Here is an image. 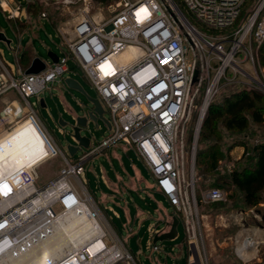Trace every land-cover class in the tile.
I'll return each mask as SVG.
<instances>
[{
  "label": "built area",
  "instance_id": "1",
  "mask_svg": "<svg viewBox=\"0 0 264 264\" xmlns=\"http://www.w3.org/2000/svg\"><path fill=\"white\" fill-rule=\"evenodd\" d=\"M177 1L179 7L172 0H114L112 16L101 22L86 14L74 26L72 40L59 33L61 55L38 75L17 77L0 55V98L14 93L22 106L10 102L2 112L3 124L9 128L11 123L18 124L15 118L27 119L37 128L48 151L40 163L52 158L63 163L58 175L40 188L32 177L40 163L30 169L28 180L23 172L0 177V264H12L9 256L16 255L25 241L33 238L32 242H37L59 219L78 216L82 210L102 230L104 249L89 257L87 246L78 252L72 246L56 256L54 264H83L112 249L119 255L112 264L121 260L135 264L80 180L88 161L119 143L134 151L154 189L181 222L184 239L180 248H186V264H208L192 219L197 202L195 146L207 108L221 88L240 85L264 93V68L257 64L258 49L264 43V0ZM4 4L2 11L7 18L17 19L20 6ZM141 11L144 16L140 19ZM69 64L81 72L108 114V136L72 162L46 133L30 103L49 86L61 84L70 73ZM103 66H107L106 73ZM194 71L197 76L193 82ZM193 120L188 147V128ZM25 185L33 190L25 192ZM211 192L216 194L208 197ZM222 200L223 194L216 189L199 198L200 203ZM163 233L156 223L149 225L146 252L164 251L162 242H154ZM174 252L171 247L169 254Z\"/></svg>",
  "mask_w": 264,
  "mask_h": 264
},
{
  "label": "rangeland",
  "instance_id": "2",
  "mask_svg": "<svg viewBox=\"0 0 264 264\" xmlns=\"http://www.w3.org/2000/svg\"><path fill=\"white\" fill-rule=\"evenodd\" d=\"M5 2L6 0H0V31L5 35L6 39L11 42V46H16L18 44L17 35L13 31L10 22L6 21L2 16H6V11H2V7ZM34 2L37 7H28L26 8V12L32 14L33 20L34 17L44 14L56 30L55 31L46 22L44 24L39 21L37 24L32 23L34 29V31L31 32L34 33V35L31 36L32 50L41 60L46 58L48 51H51L55 55H59L58 47L61 44V38L58 36L57 32L62 35L63 39L70 41L74 37V26L86 14L97 22L107 20L113 14V2L107 5L99 2V0H69L70 3L68 4L63 3L62 0H34ZM19 10H21V8ZM21 41L23 42V45H25V43L29 41V38L23 36ZM0 52H2L3 58L7 63L14 66L16 65L14 55L2 43H0ZM257 62L259 67L264 68L260 65L258 53ZM70 68L71 73L69 75V79L75 83L80 90L70 88L66 83V79L68 78L64 76L63 85L53 84L49 86L50 90H45L43 93L38 95L39 100H44L46 106L44 109H41L40 112L36 107L35 100L33 98L30 100L35 112H37L36 114L46 120V126L49 130L56 128L51 118L55 119L56 123H58L59 115L63 113L64 108L67 107L70 110L71 114L62 115L66 126L61 128L66 135L63 136L61 134H57L56 131L52 135L56 144L69 161L76 159L81 155V152L78 150L79 145L73 142L69 137V134L75 125V120L72 118L73 116L76 118L87 117V124L80 132L81 138H85L90 142L94 141L97 144L108 136V128L106 125L108 121V114L106 113L104 105L98 100L96 93L90 84L85 80L81 72H79V70L74 68L72 65H70ZM244 70H246L247 73L252 74L249 67ZM228 74L231 76V71H229ZM237 77L239 80H243L240 76ZM240 89H242L240 85L225 86L219 90L218 94L212 100V103H219L224 96ZM251 90L264 95V93L256 89ZM89 100H97L99 102L102 110L101 118L94 116L96 118L94 121L88 118L90 110H93ZM199 102H201V95L197 104H199ZM7 131L10 133L12 131L11 127L7 128L6 125L3 126L0 124V138L6 134ZM222 134L223 140L220 144V149L223 152L225 147L233 142H244L248 147H250L254 144L264 142V125H255L250 123L247 131L239 135H227L225 132ZM40 139L43 140L42 137H40ZM187 145L188 147L190 146L188 134ZM196 150L197 142L195 146V154ZM117 153L120 155V159L114 158L113 151L110 150L109 153L105 151L103 154L94 157L93 160L88 161L84 166L85 174L80 176V180L91 194L95 193L94 198L96 204L98 205V201L100 199L99 192L102 188L96 184V174H100L103 171L106 178L112 182H117L118 178L121 179L123 181L122 186L127 189L126 193L119 195L114 191L110 192L109 195H111V198L108 200L107 205L113 207L123 218L122 209L125 207V201H128L129 205L127 208L130 215L134 214L136 208H142L144 204L138 198L137 192L133 190L134 188L132 189L129 185L135 184L136 188L144 189L145 185L151 184L152 180L148 171L144 168L142 163L138 162L137 157L133 153H130L127 157L122 155L119 151H117ZM40 154L43 156L42 159L47 155L43 152ZM235 158V156H230L228 158L224 156L219 163L218 174H227L233 170V161H235ZM61 162L60 158H52L36 167L32 173L34 185L37 188H40L46 183V181L48 182L49 180L55 178L63 168ZM194 172V189L202 190L199 194V196H201V194L205 192L204 189L206 190V188L211 186L214 177L206 176L201 179L197 176L196 170ZM138 180H141L139 185L136 183ZM219 191L223 194L222 201L217 203H200L199 206L196 202V215L194 213L192 214L193 225L195 229L199 231L198 240L199 244L202 243L203 245V249L207 256V263L264 264V243L260 245L261 238H264V234L260 233V235H257L256 231V229L264 226L261 221V218L264 217V206L261 205L264 204H260L254 209H246L242 205L241 197L235 189L230 188L229 191ZM150 202L153 206L161 208L162 211H171L168 203L158 195L152 194ZM148 223L149 221H146L144 226ZM111 224L116 228L122 242L133 255L135 264H186V248H180L184 239L183 229L180 224L177 227L178 237L173 241L163 242L164 251L154 254H150L145 251V244L148 238L145 232V227L137 234H135L136 230L134 233L130 234L127 229L122 226L121 220H114ZM250 238L252 241H250ZM245 243L250 244L251 248H248L245 252L247 257L244 255V259L241 260L238 258L237 252L238 249L242 248ZM109 246L110 243L108 244L107 242V247L109 248ZM171 247L175 250L174 254H169ZM116 264L132 263L128 260H121Z\"/></svg>",
  "mask_w": 264,
  "mask_h": 264
},
{
  "label": "trees",
  "instance_id": "3",
  "mask_svg": "<svg viewBox=\"0 0 264 264\" xmlns=\"http://www.w3.org/2000/svg\"><path fill=\"white\" fill-rule=\"evenodd\" d=\"M113 1L99 0L106 5ZM172 1L179 7L177 0ZM28 7L37 6L32 2ZM258 57L260 65L264 67V43L258 49ZM23 62L24 60L20 59V64ZM193 123L194 120L188 128L189 141L192 137ZM250 123L264 125V95L251 89H240L224 96L219 103H211L201 122L194 163L199 178L214 177L211 186L204 191L211 189L229 191L233 188L239 193L242 205L246 209H254L264 204V142L250 147L244 142H233L225 147L224 152L220 149V144L223 132L227 135H239L247 131ZM236 147L244 149L242 156L239 160L233 161V170L219 175L220 161L224 156L230 157L231 151ZM200 191L202 190H195L198 206Z\"/></svg>",
  "mask_w": 264,
  "mask_h": 264
},
{
  "label": "crops",
  "instance_id": "4",
  "mask_svg": "<svg viewBox=\"0 0 264 264\" xmlns=\"http://www.w3.org/2000/svg\"><path fill=\"white\" fill-rule=\"evenodd\" d=\"M10 1H11V3H10ZM32 2H34V0H6L5 3L7 5H13V4H16L17 3L20 6L21 10L19 12V17L17 19H8L6 16L2 15L3 18L6 21L10 22V24L12 25L13 31L17 35L18 44L16 46H11V43H10V46L8 48L12 52V54L14 55L16 65L14 66L12 64H9V63L8 64L13 68V70L15 72V75L17 77L18 76H21V75H24V71L29 67L31 61L34 58H38L37 55H36V53L32 50V42H31L32 40H31V36L34 35V33H31V32L34 31L33 26H32V23L37 24V22L39 21L40 23H43L44 24L46 22V23H48L55 30V28L53 27L52 23H50L47 20L46 17L44 19H42L40 16H38V17H34V20H33L32 19L33 16L30 13L26 12V8ZM3 8L6 9V5L5 4L3 5ZM57 34L60 37V35H59L58 32H57ZM23 36H26V37L29 38V41L26 42L25 45H23V42L21 41V38ZM61 43H62V38H61ZM60 46H61V44L58 47V49H59V55H56L57 58L60 57V55H61ZM47 53H52V52L51 51H48ZM0 55L3 58L2 52H0ZM20 59H23L24 60V62L22 64H20ZM3 60H4V58H3ZM41 61L47 67L51 64V61L47 58V54H46V58L44 60H41ZM70 65L71 64H69V70H71ZM70 73H71V71H70ZM70 73L66 76L68 79H69ZM55 84L56 85H63V81L61 82V84H59V83H55ZM48 90H50V89H48ZM34 100H35V104H36V107L38 108V111L39 112H40L41 109H44L46 107L44 100H42V99L39 100V96H37L36 98H34ZM10 102H16V103L19 104V100H18V97L16 96V94H14V93H7V94H5L4 96H2L0 98V124L3 125V126H5V124H3V122H2V119L4 118V114H2V112H3V110L6 108V106ZM18 107L19 108H22V106L20 104H19ZM69 113L71 114L70 110L67 107H65L63 113L61 115H59V121H58V123H56V120L55 119H52L51 118V120L55 124V127L56 128L55 129H50V130L46 126L47 125L46 120L45 119H42L40 116H38L36 114L37 117H38V119H39V121H40V123L42 124L43 128L45 129L46 133L49 135V137H51L52 141L54 142V144L57 147H58V145L56 144V142H55V140H54V138H53L52 135L55 133V131H56L57 134H61L63 136L66 135L63 132L62 128H61V127H65L66 126V124L63 121L62 115H64V114L68 115ZM72 118H73V120H76L77 119L75 116H73ZM21 119H22V117H21ZM21 119L15 118L14 119V123H16L17 121H19ZM24 121H28V120L27 119H25V120L22 119L16 126H14V124L11 123V125H10L11 126V130H13L14 128H16L19 124L23 123ZM106 125H107V123H106ZM107 128H108V125H107ZM7 133H8V131H7ZM6 134H4V135H6ZM94 144H96V142H94V141L90 142L89 141L88 149L87 150H81L80 151L81 154L84 153L85 151H88ZM110 150L113 151V156L116 159H120V155L117 153V151H119L122 155H124L126 157L130 153H133L136 156V154L134 153L133 150H131L130 148L125 147L121 143L117 144L116 146L107 148L106 150L103 151V153L105 151H107L109 153ZM242 154H243V149L240 148V147H236L235 149H233L231 151L230 156L231 157H234L235 156L236 157L235 158V161H236V160H239L240 159V157L242 156ZM93 159L94 158H92L91 160H93ZM73 160L74 159H72L71 161H69V159H68L69 162H72ZM137 160H138V158H137ZM40 162L34 164V166H36ZM44 162H42V163H44ZM138 162H140V161L138 160ZM34 166H32L31 169ZM62 166H63V163H62ZM27 175H28V173L25 175L24 178L29 179V177ZM151 180H152V178H151ZM122 183H123V181L121 179H119V178H118V181L117 182H112L111 180L107 179L106 176H105V173L103 171L100 174L99 173L96 174V184H97V186H100L102 188L101 191L99 192L100 193V199L98 201L99 203L97 202L98 203V207L100 208V210L102 211V213L104 214V216L106 217V219L108 220V222H109V224H110L113 232L121 239V237L119 236V233L117 232L116 228L111 224V222L114 221V220H121L122 226L124 228H126L127 231H128V233H130V234L134 233L135 230H136L135 231V234H137L144 227H145V232L147 234V228L149 227V225H151L153 223H156L157 225H159V227H161V228L164 229V233L163 234L168 233L169 230H170V226L173 223V218H175V215H174L173 210H172L171 207H170L171 211L170 212H167V211H162L161 208L155 207V206H153L151 204L150 198H152V194L158 195V196L162 197L154 189L153 180L151 181V184H146L144 189H138V188H136L135 184H133V185L130 184L129 185V187H132V189L134 188L133 190H135V192H137L138 198L140 199L141 202L144 203L143 206H142V208H136L135 209L133 215H130V212L128 211V208H127L128 205H129L128 204V201H125V207L122 209L123 210V218H122V216L113 207L107 205L108 200L111 198V195H109L110 192H113L114 191V192H116L119 195H123L124 193H126L127 189L122 186ZM136 183H138V185H139L141 183V180H138ZM99 190H100V188H99ZM90 195L92 196V198L95 201V198H94L95 193H93V194L90 193ZM261 206H264V205H261ZM146 221H149V223L146 226H144V223ZM261 221H262V225H264V217L261 218ZM179 224L181 225V227L183 229V226H182L181 222H179V221H178L177 227L179 226ZM176 230H177V228H176ZM256 231H257V235H260V233L261 234H264V226L260 227L259 229H256ZM177 237H178V234H176V237L174 238V240ZM147 240H148V238H147ZM147 240H146V243H147ZM250 241H252L251 238H250ZM262 243H264V238H261L260 245ZM250 244H246L245 243L244 246H242V248H240L241 250L240 249L238 250L237 256H238L239 259L243 260L244 259V255L247 257V254L245 253L246 252L245 250H248V248H251V245ZM254 244H255V242H254ZM252 246H253V243H252ZM145 251H146V244H145ZM129 253H130V251H129Z\"/></svg>",
  "mask_w": 264,
  "mask_h": 264
},
{
  "label": "bare ground",
  "instance_id": "5",
  "mask_svg": "<svg viewBox=\"0 0 264 264\" xmlns=\"http://www.w3.org/2000/svg\"><path fill=\"white\" fill-rule=\"evenodd\" d=\"M143 16L144 11H141L138 17L141 19ZM106 70L107 66H103L102 72L106 73ZM40 137L42 136L37 128L31 122L25 121L1 139L0 177L17 176L21 172L25 177L31 167L42 160L43 156L40 153L48 154L45 142ZM23 189L26 190L25 192H29L33 190V187L25 185ZM214 194L216 193L211 192L208 197H212ZM42 234L44 236L42 239H38L37 242H32L33 238L29 239L19 247L16 255L9 256L10 254H7L6 257L9 256L8 259L13 261L12 264H54L55 257L60 256L70 247L72 249V246L77 252L87 246V256L89 257L104 249V243L101 241L103 232L93 225L88 216L86 217L85 210H82V214L79 213L78 216L59 219ZM34 242L35 244H33ZM36 251H39L41 255H37ZM116 256L119 257L118 252L112 249L108 252L105 251L101 257H95L86 262H83V259L78 255V260L83 264H112L115 262Z\"/></svg>",
  "mask_w": 264,
  "mask_h": 264
},
{
  "label": "water",
  "instance_id": "6",
  "mask_svg": "<svg viewBox=\"0 0 264 264\" xmlns=\"http://www.w3.org/2000/svg\"><path fill=\"white\" fill-rule=\"evenodd\" d=\"M0 43L4 44L7 48H9L11 42L6 39L3 33L0 32ZM47 58L51 61L52 64H55L57 62V56L55 54L47 53ZM44 69H45V64L40 59L34 58L31 61L29 67L24 71V75L26 76L38 75L39 73L44 71ZM196 76H197V72L194 71L192 76L193 82L196 80ZM66 83L70 88H75L77 90H80L79 87L75 83H73L70 79H67ZM89 103L92 105L93 110H90L88 114V118L93 121L96 119L95 118L96 116L101 118L102 110L100 108L99 102L97 100H89ZM86 124H87V117L77 118L75 120V125L69 134L71 140L79 145V149H78L79 151L88 149L89 141L86 140L85 138L80 137V132L83 128H85ZM177 225H178V220L176 218H173V223L170 226L169 232L159 237H156L154 239V242L172 241L177 234V230H176Z\"/></svg>",
  "mask_w": 264,
  "mask_h": 264
}]
</instances>
